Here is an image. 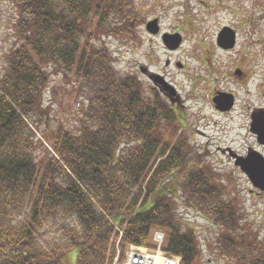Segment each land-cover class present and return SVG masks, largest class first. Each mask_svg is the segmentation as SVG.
<instances>
[{
  "label": "trees",
  "instance_id": "trees-1",
  "mask_svg": "<svg viewBox=\"0 0 264 264\" xmlns=\"http://www.w3.org/2000/svg\"><path fill=\"white\" fill-rule=\"evenodd\" d=\"M10 4L15 44L0 73V264H66L71 251L74 264H110L119 230L123 249L150 245L154 229L181 264H203L179 201L219 229L223 264H264V240L245 224L238 198L226 197L221 174L198 165L180 115L112 64L104 41L135 37L133 0ZM51 73L85 97L74 131L51 126ZM167 127L177 138H164Z\"/></svg>",
  "mask_w": 264,
  "mask_h": 264
},
{
  "label": "rangeland",
  "instance_id": "rangeland-1",
  "mask_svg": "<svg viewBox=\"0 0 264 264\" xmlns=\"http://www.w3.org/2000/svg\"><path fill=\"white\" fill-rule=\"evenodd\" d=\"M133 2L137 10L135 37L111 35L104 41L114 68L122 75L133 76L145 97H152L159 91L170 94L159 87L160 84L153 85L154 79L143 77L139 73L140 65L163 73L174 84L183 104L176 105L179 119L183 121L180 132L186 131L189 143L197 146L191 154L198 159V165H209L228 182L226 197L238 198L244 209L245 224L264 240V192H251L253 188L246 176L233 165L229 155L221 152L227 146L239 152L245 149L250 137L242 126V119L247 108L257 106L260 100L264 104V0ZM13 17L10 0H0V73L5 54L15 44L11 32ZM155 17L159 19L161 31L179 30L182 35V43L175 52H168L159 36L153 37L145 31V21ZM223 26L235 32L236 47L231 51L221 50L216 45L217 34ZM167 59L168 65L165 64ZM176 62L182 64L181 68ZM238 66L243 71L240 76L234 73ZM49 79L44 105L50 106L51 126L61 124L74 131L85 97L76 93L74 86L62 81L59 74L51 73ZM221 88L234 93L237 99L233 117L218 116L213 109L211 95ZM51 89L55 90V96L49 97ZM180 132L167 127L164 138L174 140ZM178 204L181 205L177 209L179 218L195 226L203 249V264H223L215 247L219 229L199 211L180 201ZM74 254V251L67 254L66 264H74ZM210 257L212 260L208 259Z\"/></svg>",
  "mask_w": 264,
  "mask_h": 264
},
{
  "label": "flooded vegetation",
  "instance_id": "flooded-vegetation-1",
  "mask_svg": "<svg viewBox=\"0 0 264 264\" xmlns=\"http://www.w3.org/2000/svg\"><path fill=\"white\" fill-rule=\"evenodd\" d=\"M172 32H179V30H174ZM220 33H221V31H220ZM217 47L221 50H224V51L225 50H228V51L233 50L236 47V37L233 38L231 47L223 48L220 45H217ZM176 50H170V51L167 50V51L171 53V52H175ZM165 64L166 65L169 64V59H167L165 61ZM180 64H181L180 62L175 63V65L177 67H179ZM242 67H243V63H242ZM179 68H181V67H179ZM139 71H140L139 73L141 75H143V77H145L146 79L149 78L152 80L153 79L157 80L158 78H156V75H158V76H161V78H163L167 83L174 86V84L170 80H167L166 77L163 75V73H161L159 71L150 70L149 68H146L142 65L139 66ZM234 73L239 75V76L242 75L243 71H242L241 66L235 67ZM226 94L232 95V105L230 106L229 109L225 108L228 104V102L226 101V97H227ZM161 95L165 99L169 100L168 96L165 93H163ZM170 100H169L170 102L175 104L176 102L179 103V100H181V99H180V96L178 95V93L176 92L175 95ZM211 102H212L213 109L218 116L222 115V116L233 117L232 112L235 110V106L237 104V99H236L234 93L228 92V90L222 89V88L220 90L216 89L213 92V94L211 95ZM180 105H182V103H180ZM247 105H249L248 102H247ZM247 109H248V112L245 115V117L242 119V126H244V128L247 130V134L250 137V141L245 146V149L243 151L239 152V151L235 150L232 153L236 154L237 156L243 157V158L246 157L248 154H259L260 156H262L264 158V104L260 100V102H258L257 106H252L251 108H247ZM238 115H239V117H241L242 113H239ZM226 148H229V146H227ZM257 193H259V192H257Z\"/></svg>",
  "mask_w": 264,
  "mask_h": 264
},
{
  "label": "water",
  "instance_id": "water-1",
  "mask_svg": "<svg viewBox=\"0 0 264 264\" xmlns=\"http://www.w3.org/2000/svg\"><path fill=\"white\" fill-rule=\"evenodd\" d=\"M146 30L149 33L156 34L159 30L157 19H152L146 22ZM234 32L228 28L223 27L221 33L218 35V44L223 47H229L232 45V39ZM162 41L165 46L169 49H176L181 41V36L178 33H163ZM166 90H169L171 95L174 94L173 89L169 86H165ZM226 101L228 102L226 109H229L232 105V97L227 96ZM236 165H239L241 170L246 173L251 183L264 190V159L256 154L248 155L244 160H236Z\"/></svg>",
  "mask_w": 264,
  "mask_h": 264
},
{
  "label": "built area",
  "instance_id": "built-area-1",
  "mask_svg": "<svg viewBox=\"0 0 264 264\" xmlns=\"http://www.w3.org/2000/svg\"><path fill=\"white\" fill-rule=\"evenodd\" d=\"M163 238V233L156 231L153 248L129 246L123 258L116 257L113 264H179V257L162 250Z\"/></svg>",
  "mask_w": 264,
  "mask_h": 264
}]
</instances>
